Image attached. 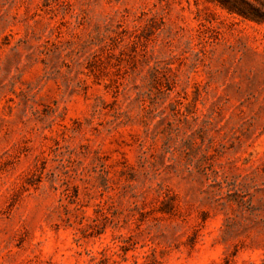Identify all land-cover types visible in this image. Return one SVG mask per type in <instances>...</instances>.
<instances>
[{"label":"rangeland","instance_id":"1","mask_svg":"<svg viewBox=\"0 0 264 264\" xmlns=\"http://www.w3.org/2000/svg\"><path fill=\"white\" fill-rule=\"evenodd\" d=\"M0 264H264V0H0Z\"/></svg>","mask_w":264,"mask_h":264},{"label":"trees","instance_id":"2","mask_svg":"<svg viewBox=\"0 0 264 264\" xmlns=\"http://www.w3.org/2000/svg\"><path fill=\"white\" fill-rule=\"evenodd\" d=\"M251 19H253L254 21H259L255 16H253V18Z\"/></svg>","mask_w":264,"mask_h":264}]
</instances>
